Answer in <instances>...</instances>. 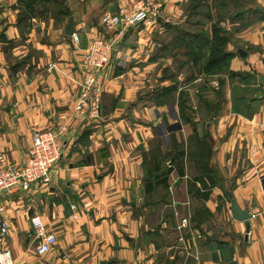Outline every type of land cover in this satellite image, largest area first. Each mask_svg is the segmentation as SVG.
<instances>
[{
	"label": "crops",
	"instance_id": "obj_1",
	"mask_svg": "<svg viewBox=\"0 0 264 264\" xmlns=\"http://www.w3.org/2000/svg\"><path fill=\"white\" fill-rule=\"evenodd\" d=\"M20 7L19 0H0V153L21 164L37 132L60 130L67 122L69 130L62 135V159L50 187L9 214L5 247L13 264H264V35L257 34L264 22L240 34L246 50L238 54L243 50L247 57L234 66L243 75L225 87L229 101L218 122L203 127L198 119L191 166L187 157L182 162L184 152L176 151L179 144L187 146L180 137L186 128L164 130L168 105L158 106L152 98L150 72L128 63L130 53L145 55L146 31L130 30L117 46L103 74L102 118L84 125L68 121L80 92L68 78L78 74L91 29L72 16L81 39L76 45L65 36L67 21L52 31L51 24L33 18L25 38L18 26ZM257 10L264 14V6ZM38 25L47 27L43 35L49 44L41 41ZM4 39L14 42L9 54ZM50 64L62 72H49ZM242 147L250 160L246 176L227 193L217 179L226 170L221 165L230 166L233 152ZM177 158L183 165L175 164ZM171 167L167 180L164 173ZM232 199L249 210V220L233 218ZM34 215L57 237L49 255H36L30 237ZM185 217L191 257L178 243L177 227Z\"/></svg>",
	"mask_w": 264,
	"mask_h": 264
},
{
	"label": "rangeland",
	"instance_id": "obj_2",
	"mask_svg": "<svg viewBox=\"0 0 264 264\" xmlns=\"http://www.w3.org/2000/svg\"><path fill=\"white\" fill-rule=\"evenodd\" d=\"M142 2L151 5L156 22L150 29L140 31H146L149 36L141 49L145 55L134 58V53H130L131 60L128 63L139 64L141 69L150 72L146 78H150L147 84L153 87L151 92L154 88L155 92L168 88L162 100L163 105H168L165 124L162 125H165L164 130L167 132L186 128L180 137L183 143L187 139V146L180 148L179 144L176 151H183L184 158L180 156L182 162L186 163L187 157L186 160L192 166L193 160L188 157L191 155L189 152H192L190 150L195 149L192 130L197 127L198 119L204 127L206 122L214 119L218 122L219 117L224 116L223 111L227 109L229 101L225 87L243 75L236 69L238 66H234L240 57L238 49L246 50L240 34L264 22L263 12L257 10L258 5L264 6V0H40L31 5V12L38 23L45 22L47 27L51 24L52 31L55 27L65 25L66 21L68 23L70 17L76 16L78 21L85 23L86 28L91 29L93 40L107 33L103 25L107 15L130 12L135 4ZM46 28L43 29L41 25L36 30L41 41L49 44L50 37L43 35V32L47 33ZM19 29L25 38L31 32V26L27 23ZM215 33L218 38H215ZM257 34L264 35V28L257 29ZM262 49L264 53V45ZM217 101L224 106L218 105ZM156 104L159 106L158 102ZM173 117L177 122L174 123ZM156 126L159 129L161 127L158 122ZM244 148H237L233 152L230 166L221 165V169L225 167L226 170H220L217 179L227 193L233 192L246 176L244 165L247 166L250 160L246 158L247 151ZM193 159L197 160L195 157ZM180 163L181 160L177 158L175 164L183 165ZM189 169L192 174L193 168L189 166ZM6 218L9 221V215ZM168 241L172 243V240ZM4 248L0 246V250Z\"/></svg>",
	"mask_w": 264,
	"mask_h": 264
},
{
	"label": "built area",
	"instance_id": "obj_3",
	"mask_svg": "<svg viewBox=\"0 0 264 264\" xmlns=\"http://www.w3.org/2000/svg\"><path fill=\"white\" fill-rule=\"evenodd\" d=\"M150 7L149 3L142 2L135 4L130 12L123 11L105 17L103 25L107 33L91 41L90 47L82 55L78 74L68 78L80 89L68 121L74 120L80 124L85 123L84 125L100 122L105 90L103 74L117 46L130 30L150 29L155 24L156 14ZM71 38L76 45L80 44L81 39L77 33ZM48 70L62 72L55 64H50ZM68 130L67 122L60 130L37 132L33 138V146L21 164L6 161L0 153V246H5L10 232L6 215L14 211V206L19 202L27 203L35 193L47 190L52 184L53 173L62 159V135ZM30 223V237L36 243V255L41 257L51 254L57 245L56 235L49 231L39 215L32 216ZM189 228V217L183 218L177 227L178 243L182 245L186 255L191 257ZM0 264H13L7 248L0 250Z\"/></svg>",
	"mask_w": 264,
	"mask_h": 264
},
{
	"label": "trees",
	"instance_id": "obj_4",
	"mask_svg": "<svg viewBox=\"0 0 264 264\" xmlns=\"http://www.w3.org/2000/svg\"><path fill=\"white\" fill-rule=\"evenodd\" d=\"M35 1H40V0H19L20 3V13H19V18H18V26L19 28H21V25H23L24 23H27L29 26V22L34 18L33 13L31 12V5H33V3ZM25 5V7H24ZM24 7V10H22ZM30 20V21H28ZM215 38H218V34L215 33ZM4 42L7 44V46H5L4 50L6 54H9L13 49H14V42L11 40H7L4 39ZM21 67V63H18L17 65H15L13 67V72H16L17 69H20ZM212 66H210L211 68ZM168 92V88L164 87L162 90H157L155 93H153V99H155V102H158L159 104H163L162 100L165 98L166 94ZM183 156V155H182ZM173 172V168H169L167 173H164V175H166V179L168 180V177L170 176V174ZM178 173L180 175L183 174V170H178ZM166 180V181H167Z\"/></svg>",
	"mask_w": 264,
	"mask_h": 264
},
{
	"label": "water",
	"instance_id": "obj_5",
	"mask_svg": "<svg viewBox=\"0 0 264 264\" xmlns=\"http://www.w3.org/2000/svg\"><path fill=\"white\" fill-rule=\"evenodd\" d=\"M74 33H75L74 18L70 17L68 20L66 30H65V36L72 37ZM239 55L242 58L247 57V53H245L243 50L239 51ZM230 204H231V212H232L233 218L236 221L244 222L251 218V215L249 214V210L247 209L242 210L235 200L232 199L230 201Z\"/></svg>",
	"mask_w": 264,
	"mask_h": 264
}]
</instances>
